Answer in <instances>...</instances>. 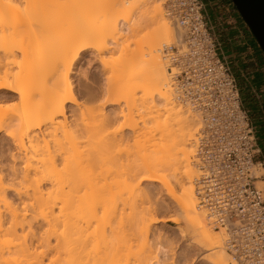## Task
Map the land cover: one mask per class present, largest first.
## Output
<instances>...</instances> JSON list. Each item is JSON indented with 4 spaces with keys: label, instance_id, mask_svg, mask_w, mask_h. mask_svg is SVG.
Returning a JSON list of instances; mask_svg holds the SVG:
<instances>
[{
    "label": "bare ground",
    "instance_id": "6f19581e",
    "mask_svg": "<svg viewBox=\"0 0 264 264\" xmlns=\"http://www.w3.org/2000/svg\"><path fill=\"white\" fill-rule=\"evenodd\" d=\"M130 1L127 25L118 19L127 0H0V264H150L143 240L161 219L145 183L164 186L196 259L230 264L195 207L188 157L196 121L172 102L158 47L171 44L170 25L160 0ZM146 27L150 37H138ZM119 31L137 32V39L122 41ZM111 49L119 55L107 97L79 96L71 73L82 53L101 60ZM120 101L125 111L118 116L112 108L115 119L108 117L106 106ZM137 101L144 123L155 127L143 132L141 163L123 165L120 131L134 130ZM152 131L169 144H151Z\"/></svg>",
    "mask_w": 264,
    "mask_h": 264
},
{
    "label": "built area",
    "instance_id": "2783aa9c",
    "mask_svg": "<svg viewBox=\"0 0 264 264\" xmlns=\"http://www.w3.org/2000/svg\"><path fill=\"white\" fill-rule=\"evenodd\" d=\"M163 5L176 30L175 43L161 49L174 100L189 107L199 122L193 156L196 208L222 232L231 261L264 264V185H256L264 157L239 79L245 80L261 117L263 90L253 82L254 71L244 74L225 54L226 42L203 0H164Z\"/></svg>",
    "mask_w": 264,
    "mask_h": 264
},
{
    "label": "rangeland",
    "instance_id": "374dc122",
    "mask_svg": "<svg viewBox=\"0 0 264 264\" xmlns=\"http://www.w3.org/2000/svg\"><path fill=\"white\" fill-rule=\"evenodd\" d=\"M127 1H128L127 2L128 5L126 3H124L125 5H123V8L119 7L121 10L118 8L119 9L118 12L120 11V14L122 16V17L118 18V16H120V15H118L117 16L118 19H120V18L123 19V16H126V12H129L127 10H129V8H130L132 3H129V2H131L130 0H127ZM158 1L159 0H157V2ZM156 3H154V4H156ZM163 3H164V0H160L159 1V5L161 7L160 9H161L162 15H163L164 19L170 25V29H171V33H172V35L170 36V39H171V44H173V43H175V40H176V30H175V27L173 26V24L171 23V21L165 15ZM133 15H134V12L133 13L130 12L127 15L128 19L124 18L123 21L124 22L127 21L126 23H127V25H129V22L132 21ZM148 28L146 27V29H145L147 31H145L144 29L139 30L138 37L139 36H143L144 34H146V32L148 33L149 32ZM119 33L121 35V38H122L121 40L122 41L124 39H127V38L129 40L133 39L130 36V35H132V33L129 34L130 32L128 33L127 31L126 32L119 31ZM123 33L126 35L125 37H124ZM135 34H137V32ZM135 34H133L132 37L135 36L134 39H137V37H136L137 35H135ZM149 34L150 33L147 34L148 35L147 37H150ZM217 34H218V36L220 38H222L221 34H219V33H217ZM228 39H229V41H227V42L230 43L231 42V37L228 38ZM163 42H166V41H163ZM163 42L158 44V47L160 48V51H161V49H162V47L164 45H170V44H165ZM112 50H114V49L106 50V51L102 52L103 53L102 54L103 55V59H101V60L98 57H96L95 56L96 55L95 52H93L91 50H87V51L82 53V55L79 58V62L76 64V66L74 67V69H73V71L71 73V77H72L74 85H75V87H74L75 92L79 96H81V95L85 96V97H87L89 99L95 100V102H97V100L98 101H100V100L103 101L107 97V95L104 94V92H105L104 89L107 90L106 88H108V87H110L112 85L111 84V78L114 81L113 73H110V71L113 72V70H112V68H109V67L113 64L114 59H116L118 57V55H119V50L115 49L114 50L115 52L112 51ZM224 51H225V54H229L230 53V51L225 47V45H224ZM137 53L138 52L135 53L136 57L134 59L139 57ZM161 54L162 55H160V56L163 58L162 61L164 63L165 68L167 69L168 66H169V62L167 60V57L162 53V51H161ZM96 58H98V60ZM99 60L101 62H99ZM104 61H107L109 63H107V62L105 63ZM134 61L135 60H133L132 64L134 63ZM232 64L234 65V67H236L234 62ZM111 67H113V65ZM124 80H123V83L120 82L122 85L125 83ZM239 80H240V85L243 83L245 85L246 89L248 90V87H247V85L245 83V80L242 77ZM113 81H112V83H113ZM168 81H169L168 84H169V89H170V92H171V96L173 98L174 95H173V89L171 87L170 75H168ZM243 92L246 93V91H242V97H243L244 105L247 108H249L248 102L246 101L245 95L243 94ZM136 96H138V95H136ZM262 100L264 101V99H262ZM254 101H255V99H254ZM172 102L176 106H178V104H179V106L181 108L189 110L190 115L193 116V119L195 118L194 121H196V122H194V124H193L194 128H193V130H191L192 131V137L195 140V133L197 132V129L199 127V122H198V119H197L196 115L190 110L189 107H186V106L176 102L174 100V98L172 99ZM122 103L123 102L120 101L119 104L117 103L118 105L115 104L113 107L112 106H106L104 111H106L107 116L112 118V119H115L114 118V113L112 112L113 111L112 108L113 109L116 108L115 112H116V114L118 116H120L122 114V111L123 112L125 111V109H124L125 106ZM136 103L138 104L137 107H136L137 110L135 112V113H137V115L135 114L136 116H134V119H136L135 122L137 124H135L136 126L134 127V130L130 131V130L126 129L125 126H124V128L121 126L123 129L121 130L122 132L120 131V133H121L120 135H122L121 137H123L122 138L123 140L121 141V144H120V141H119V145H122V147H121L122 148L121 149L122 152L120 151V153H121L120 156L125 154L124 156H122L120 158V161H121V163L123 162V165L126 164L127 161H128L127 162L128 164H130V162L133 163V164H137V162L141 163L142 157H141V151L140 150L144 149L143 147H146V145H147V142H145V138L147 136L144 137L143 136L144 135L143 132L146 131V129H148V128L154 129V127H155V125H154L155 122L152 123L153 122L152 120H151V122L149 121L147 123H144V120H145L146 116L144 115L143 108L141 107V105H139V101H137ZM121 109H122V111H120ZM163 118L164 117H161V119H158L159 122H162ZM112 119H110V120H112ZM262 119H264V117H261V114H260L259 120H262ZM252 121H253V124H254L255 129H256V119L252 118ZM116 124H118V125L123 124V118H118L115 121V125ZM159 129H162V127H160ZM131 132H134V133L131 135ZM151 134L153 135V137L151 139V142H150L151 144H156V145L169 144V143L165 142V140L160 138V135H159L158 132L156 133V131H152ZM128 137H130V138H128ZM125 141H126L127 144L124 143ZM122 142H123V144H122ZM124 144H126V146H124ZM193 144H194V141L192 140V150H193V152H192L191 155H189L188 161L190 163V166L193 167L192 169H194L195 175H196L197 174V170H196V168L194 166V163H193V156H194V146H193ZM3 145H4L3 146V150L6 152V149H9L10 146H8V145L5 146V144H3ZM125 149H126V152H125ZM128 152H131V153H128ZM135 152H137V153H135ZM143 153H144V151L142 152V154ZM134 155H135V157L131 158ZM261 155L264 157V153L262 152V150H261ZM130 159H132V160L134 159L136 161H134V160L131 161ZM195 175H194V177H196ZM256 175L259 176V179H258V182H256V185L258 187H262L264 185V166H263V169H259L256 172ZM194 177L192 178V186H193ZM144 185H146V186H144ZM144 185L143 186L147 188V189L146 188H144V189L149 194V198H151L150 204L153 203L152 207L154 209V215H155L156 218H159L161 220H160V222L155 223V224H153L151 226L150 233H149L147 239L143 240L144 238H142V237H141L142 239L138 238L137 244L135 243L134 246H133L134 248L132 249L133 252L135 251L133 256L134 255H135L134 257L138 256L139 259L142 257L141 253L143 251L141 250L140 246H142V244L146 241V246L148 248H150V250H152V252H151V254H152L151 256L152 257H150V259H149L150 260L149 261L150 264H207L203 259H201V260L196 259V256L194 254V248H192L194 246L191 243V238H190L189 235L186 234L185 230L183 229L184 228V224H183L182 220L178 217L176 210H174L173 201H172L171 197L169 196V194L165 191L164 186L162 184H146V183ZM151 201H152V203H151ZM195 204H196V201H195ZM195 207H196V205H195ZM196 210H197V208H196ZM201 214L203 215V213H201ZM203 217H204V215L202 216V218ZM203 220L206 223V225L213 232L217 231L212 226H210L208 224V222L206 221L205 217L203 218ZM151 229H152V231H151ZM217 233H218V236H220V241H221V244H222L223 234H222L221 231H220V234H219L218 231L216 232V234ZM142 240L144 242L141 244ZM222 247H223V244H222ZM158 248H159V250L161 248H163L165 250V253L162 254V255L160 253H157ZM191 249H193V250H191ZM223 250H224V247H223ZM136 251H137V253H136ZM139 253H140V256H139ZM151 258H153V259H151ZM139 259H138V261H139ZM229 259H228V262L230 261L229 263L231 264V259L230 260ZM136 260H137V257H136ZM232 263H233V261H232Z\"/></svg>",
    "mask_w": 264,
    "mask_h": 264
},
{
    "label": "crops",
    "instance_id": "0c3cea01",
    "mask_svg": "<svg viewBox=\"0 0 264 264\" xmlns=\"http://www.w3.org/2000/svg\"><path fill=\"white\" fill-rule=\"evenodd\" d=\"M203 1L208 18L226 42L225 47L234 58L236 67L244 74L254 71L253 82L257 88L263 90L264 96V55L242 22L234 5L230 0ZM230 37L229 43L227 41Z\"/></svg>",
    "mask_w": 264,
    "mask_h": 264
},
{
    "label": "water",
    "instance_id": "95a60500",
    "mask_svg": "<svg viewBox=\"0 0 264 264\" xmlns=\"http://www.w3.org/2000/svg\"><path fill=\"white\" fill-rule=\"evenodd\" d=\"M264 55V0H230Z\"/></svg>",
    "mask_w": 264,
    "mask_h": 264
},
{
    "label": "trees",
    "instance_id": "16d2710c",
    "mask_svg": "<svg viewBox=\"0 0 264 264\" xmlns=\"http://www.w3.org/2000/svg\"><path fill=\"white\" fill-rule=\"evenodd\" d=\"M243 94L245 95V99L248 102V106L250 109V114L253 119H256V133L259 141L260 148L264 153V119L259 120L260 118V111L257 109V103L254 101L252 96L249 94L248 90L246 89L245 85L241 84Z\"/></svg>",
    "mask_w": 264,
    "mask_h": 264
}]
</instances>
